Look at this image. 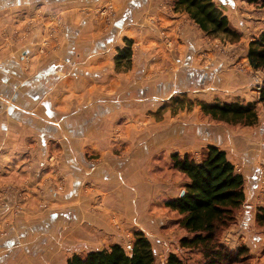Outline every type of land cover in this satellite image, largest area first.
<instances>
[{"label":"rangeland","instance_id":"obj_1","mask_svg":"<svg viewBox=\"0 0 264 264\" xmlns=\"http://www.w3.org/2000/svg\"><path fill=\"white\" fill-rule=\"evenodd\" d=\"M213 1L228 17L231 28L241 36L239 42L207 37L186 13L174 11L176 0H157V5L166 15H181L186 19L180 28L183 32L173 33L160 22H151V26L158 30L159 47L169 56L175 52L177 43L183 42L180 38L184 33L194 39L197 49H200L196 65L206 67L203 69L206 74L200 78L192 73L188 77L191 84L178 85L164 98L162 93L159 94L158 75L163 77V81L183 80L181 74H175L177 63L170 64L169 57H166L165 61L159 62L161 64L155 72L145 71V74L137 75L140 64H144V56H147L146 65L149 67L151 60L159 58L160 48L148 49L132 40L129 62L123 61L117 66L112 59L116 53L109 57L114 68L107 72L108 76L120 87L116 89L108 85L105 88L107 84L103 87L97 84L95 87L99 90L95 99L88 101L85 98L73 99L67 88L66 95L70 96L65 105L67 110L77 108L78 102L81 109L90 107L95 100L108 95L120 105L127 102L126 108L118 109L119 114L106 123L108 132H96L95 140H92L94 136L85 139L86 157L91 166L84 169L82 175L78 177L72 170L63 147L56 143L46 150L36 140L23 142L14 150L2 151L0 148V246L9 239L24 242L28 237H44L47 244L28 245L30 255L23 264H37L32 259L35 254L48 253L53 249L59 250L62 261L51 264H68L75 255L85 256L91 251L109 249L114 245L130 253L136 234L141 233L151 244L155 264H170L172 257L180 264H208L213 259L206 256L204 249L183 246L184 239L191 240L195 236L182 228L183 216L167 208L166 203L181 196L188 183L186 176L174 168L172 156L189 155L199 163L207 157L209 148L214 147L226 153L245 183L244 203L234 212V219L227 221V226L217 229L215 242L218 245L216 250L222 251V257L228 254L238 259L232 262L224 258L220 264H264V105L260 103L264 70H254L247 58L249 44L264 33V0ZM7 3L2 2L0 9V60L25 52L21 63L28 75L40 71L72 45L68 29L75 32L81 28V22L92 19L101 25L103 37L110 38L114 29L109 30L119 16L112 0L91 5L80 0ZM175 35L179 36V41ZM114 37L116 42L119 38L117 33ZM125 39L128 40L124 38L118 42H122V49L128 46ZM143 49L148 53H142ZM176 55L178 58L179 53ZM217 65L222 67V79L218 81L220 84H215L216 76L213 75L214 81L210 83L208 75ZM126 85L138 87L136 90L141 86L147 87L150 95L147 99H123ZM128 103L132 104L130 113L126 111L130 109ZM201 103L254 104L258 119L253 126L221 123L206 116ZM135 114L138 118L132 120ZM174 124L181 125L183 130L180 128L176 137H171L177 143L168 145L166 143L171 138L161 139L160 134ZM206 126H216L222 132L218 137L219 144L206 141V135L201 132V128ZM100 136L105 140L101 144L109 150L100 152ZM156 138L161 141V148L154 160L146 162L150 154L140 155L142 159L146 158L142 166V187L138 191L134 192L130 187L129 193L120 195L114 187L108 189L110 181L97 176L96 170L105 168L111 161L141 159L135 158V152ZM98 178L101 180H96ZM77 210H83L86 216L82 218ZM53 214L59 216L58 222L52 220ZM3 251L0 248V254Z\"/></svg>","mask_w":264,"mask_h":264},{"label":"crops","instance_id":"obj_2","mask_svg":"<svg viewBox=\"0 0 264 264\" xmlns=\"http://www.w3.org/2000/svg\"><path fill=\"white\" fill-rule=\"evenodd\" d=\"M46 1L52 2V0ZM100 1L102 0H80V2H85L86 5L97 4ZM2 2L6 4H8L7 2L17 3L19 0H0V9ZM112 2L116 6L119 15L113 27L109 30L112 31L114 29L110 32L112 37H103L101 25L91 19V21L81 22V28H77L78 30L75 32H73L74 29H68L69 39L73 41L72 45L60 52L54 60L33 75L26 74L22 66L21 58L22 55L26 54L25 52L15 56H7L0 60V148L2 151L6 149L14 150L15 147H21L20 144L27 141H39L41 147L45 150L49 148V145L56 143L63 147L66 161L71 167L73 166L72 170L77 173L78 177L83 174L84 169L91 166L86 157L85 139L89 136H94L92 140H95L96 132H99V134H102L103 131L108 132L106 123L119 114L117 111L124 110L127 102L124 105H120V102L113 101L114 98H110L111 96L108 95L95 100V103L90 107L81 109V103L78 102L77 108L67 110L65 108L68 100V95H66V92H68L67 88L71 91L72 98H76L77 101L81 98L82 100L85 98L87 101L95 99V94L99 90L98 87H95L97 84L101 85V87L107 84L105 88L110 85V88L117 89L120 87L119 84L111 81L112 77L108 76L107 72L113 71L114 66L109 62H113L112 59H116L118 56L117 50H123L122 42L121 44L118 43L121 39L127 38L129 41H138L142 46L153 49L157 46L159 47V40L157 39L158 30L151 26V22L158 21V23L160 22L162 26H165L166 29L173 33L183 32L180 28H183L186 22V19H183L181 15H166L158 7L157 0H112ZM121 11L124 15L121 14ZM95 32L98 33L95 34ZM116 33L119 38L115 42L113 37ZM175 37L178 38L179 36L175 35ZM180 41L183 42L177 43L175 52L170 54V56L159 47L160 56L151 60L153 63L149 62V67L146 65L147 56H144L143 66L140 64L139 70L136 71L137 75L140 76L146 72H155L161 64L159 62L165 61L166 57H169L170 64L177 63L175 65L177 67L175 74H181L184 77L183 80L177 79L176 82H173V80L169 79L163 81V77L158 75L160 77V80H158L160 81L159 94L162 93L164 98H167L170 92L176 90L178 85L185 84L186 86L191 84V80L188 77L192 73L199 77L206 74L205 70H203L206 67L202 68L196 65L195 59L200 49H197L192 36L186 37L184 33ZM113 42L116 43L114 46L112 45ZM142 51V53H148L147 50L143 49ZM114 53H116L115 56L113 55ZM176 53H179L178 58ZM111 56L112 59L109 60ZM149 57H151V53ZM152 64L154 65L152 66ZM93 65H95V68H93ZM141 69H143L142 73L140 72ZM222 74V67L219 65L215 66L212 73L210 72V76L208 75V78L210 79L211 77L212 81L210 79L208 82L212 83L214 81L212 76L215 75L217 82L215 84H220L218 81L222 79ZM142 87L136 90L138 87L126 85V91L123 92L124 96L122 98H126V100L139 97L147 99L148 95H150L149 89ZM131 105V103H128L129 108ZM132 110L130 108L126 111L130 113ZM137 116V114L132 115V120L138 118ZM180 128L182 129L181 125L175 126L174 124L161 132L160 138H175L178 130L181 131ZM217 128L216 126L215 128H208L207 126L201 128L202 135H206V141L209 144H219L218 137L222 132ZM188 137L185 136L184 138L189 139ZM172 138L166 144H176L177 141L174 142L175 139ZM103 141L105 140L100 136V141H98L100 144L99 150L101 148L100 152L108 149L101 144ZM94 144L96 147V142ZM160 148L161 141L156 138L141 147L138 153L135 152V155H137L135 158L150 154L147 156L148 160L146 162L149 160L153 161ZM143 159L133 162L129 160H114L109 165H106L105 168L97 169L96 174L103 180L110 181L108 189H110V186L114 187L120 195L129 193L128 189L130 187L135 192L142 187ZM96 180L101 179L98 178ZM81 211L77 210L76 212H79L83 218L87 213L83 210ZM51 218L53 221L58 222L59 216L53 214ZM128 223L131 222L129 221ZM26 239L27 241L24 242L16 238L5 241L0 246L4 250L0 254V264H23L24 260L28 259L27 257L30 255L28 245H36L38 242L47 244V240L44 237H28ZM58 251L53 249L48 253H37L32 259H35L33 261H36L37 264L61 262L62 259Z\"/></svg>","mask_w":264,"mask_h":264},{"label":"trees","instance_id":"obj_3","mask_svg":"<svg viewBox=\"0 0 264 264\" xmlns=\"http://www.w3.org/2000/svg\"><path fill=\"white\" fill-rule=\"evenodd\" d=\"M174 11L186 13L207 36L231 43L239 42L241 36L231 28L228 17L218 8L213 0H176ZM128 46L118 51L115 61L120 66L123 61H130L131 41ZM247 58L254 70H264V33L249 44ZM260 103L264 105V88L260 92ZM203 113L214 121L226 124L253 126L258 116L254 104L237 103L200 104ZM174 168L186 176L188 183L183 195L166 203L167 208L177 212L183 219L182 228L193 234L191 240L184 239L183 246L201 247L208 264H220L223 259L235 258L222 251H217L216 237L219 227L227 226V221L234 212L241 208L245 200L244 177L236 172L235 166L227 159L224 151L210 147L207 157L196 162L189 155L172 156ZM216 261V262H215ZM155 254L150 242L143 234H136V240L130 253L121 246L91 251L85 256L75 255L68 264H155ZM170 264H180L172 257Z\"/></svg>","mask_w":264,"mask_h":264},{"label":"water","instance_id":"obj_4","mask_svg":"<svg viewBox=\"0 0 264 264\" xmlns=\"http://www.w3.org/2000/svg\"><path fill=\"white\" fill-rule=\"evenodd\" d=\"M182 195H183V193H182Z\"/></svg>","mask_w":264,"mask_h":264}]
</instances>
